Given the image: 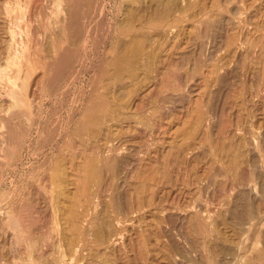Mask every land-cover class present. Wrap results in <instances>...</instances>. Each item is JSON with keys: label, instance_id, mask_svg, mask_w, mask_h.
<instances>
[{"label": "rangeland", "instance_id": "1", "mask_svg": "<svg viewBox=\"0 0 264 264\" xmlns=\"http://www.w3.org/2000/svg\"><path fill=\"white\" fill-rule=\"evenodd\" d=\"M108 1L91 24L88 46L74 43L66 70L74 76L65 92L55 93L46 72L73 36L66 0H13L12 23L5 21L0 0V65H5L7 30L13 27L17 55H23L16 64L23 68L20 74L18 66L11 68L10 75H20L17 88L25 86L23 123L28 126L25 144L11 155L12 169L4 168L0 154V204L17 198L12 208L23 215L17 207L28 197L24 182L30 167L43 164L48 173L60 165L54 207L64 239L75 236L89 195L100 190L104 197L90 230L97 229L102 244L81 263L264 264V0H190L173 18H156L140 28L138 56L115 36L119 3ZM163 21L175 25L173 36L163 32ZM122 54L128 60L119 61ZM2 86L0 116H8L20 107L9 110ZM63 145H72L71 151H61ZM90 169L94 173L88 177ZM52 212L47 208L40 215L29 236L22 233L24 226L13 231L0 221V262L21 264L29 243L41 249L45 234L52 235L42 229H54ZM54 233L47 241L58 238ZM54 249L44 255L52 258Z\"/></svg>", "mask_w": 264, "mask_h": 264}, {"label": "bare ground", "instance_id": "2", "mask_svg": "<svg viewBox=\"0 0 264 264\" xmlns=\"http://www.w3.org/2000/svg\"><path fill=\"white\" fill-rule=\"evenodd\" d=\"M3 3H2V13H3V17L5 19V21L8 23L11 21V23L13 22L12 21V18H13V0H2ZM24 1V0H23ZM26 1V0H25ZM55 1V0H54ZM105 0L101 1V0H66L65 5L67 4L66 7H68V12L67 14L69 13L68 17H69V27L72 29V33H73V36H72V39H71V42L70 44H68L66 47H64L62 50H60V52L58 53L57 56L54 55V59L51 60L52 62L49 64L48 66V70H47V81L49 83V85L51 87H53V91L55 93H58V92H65V87L67 88V80L70 78L72 74L71 71H66L67 70V67H68V64L70 62V59L73 55V53H75V48L73 47L74 43L81 40L82 41V44L81 45H85V46H88L86 45L87 42H85L87 40V35L91 34L92 32V27H91V24L93 23V21L95 20V16L99 13H102L103 12V9H105V7L107 6L106 3L107 2H104ZM108 1V0H107ZM111 1V0H110ZM194 1V0H192ZM18 2V0H17ZM16 2V4H17ZM58 2V0H57ZM109 2V1H108ZM114 2H118L119 4L118 5V14H115L118 15V19L117 21H115V23H117V27L114 29V32H115V36H117L116 34H118L119 38L118 40H122L121 44L123 45L124 48H129L131 49V52L132 54H135V56H138L139 55V40L137 39V35H138V32H140L141 30L143 29H140L144 26V24L146 23H149L151 22L153 19H162L164 20L165 18H173L175 15H177L178 13L180 12H183V10L187 9V7H189L191 1L190 0H114ZM19 3V2H18ZM26 2H23V4H25ZM59 3V2H58ZM57 3V5H58ZM110 3V2H109ZM193 3V2H192ZM115 4V3H114ZM18 5V4H17ZM54 5V4H53ZM60 5V4H59ZM27 6V5H26ZM193 6V5H192ZM17 7V6H16ZM20 7V6H19ZM22 7V6H21ZM65 7V9H67ZM23 8H25L23 6ZM19 9V8H18ZM27 10L28 7H27ZM55 10V9H54ZM16 11V9H15ZM18 11V10H17ZM16 13V12H15ZM18 13V12H17ZM25 13V12H24ZM116 13V12H115ZM1 15V14H0ZM100 15V14H99ZM17 16V15H16ZM15 16V18H16ZM21 16V15H20ZM101 16V15H100ZM114 17V16H113ZM112 17V18H113ZM22 18V17H21ZM20 18V20H21ZM24 18V17H23ZM104 18V17H103ZM18 19V18H17ZM67 19V18H66ZM115 19V18H114ZM16 20V19H15ZM20 20L18 21H14V22H19L20 23ZM25 20V18H24ZM23 20V21H24ZM27 20V19H26ZM22 21V23H23ZM98 21V20H97ZM107 22V20H105ZM110 21V20H109ZM4 22V21H3ZM28 22V21H27ZM26 22V23H27ZM164 24H161V26L163 27L164 31L166 33V35H172L173 31L175 32L174 30V24L170 23L169 21H163ZM65 23V22H64ZM97 23V22H96ZM112 23V21H111ZM6 24V23H5ZM15 24V23H14ZM13 24V25H14ZM25 24V23H24ZM153 24V23H152ZM159 24V23H158ZM19 24H17V26L15 27H20L18 26ZM67 25V24H66ZM107 25V24H106ZM110 25V24H109ZM108 25V26H109ZM139 25V26H138ZM12 26V24H11ZM27 26V24H26ZM93 26V25H92ZM146 26V25H145ZM157 26V25H155ZM154 26V27H155ZM24 27V26H23ZM63 27V26H62ZM104 27V26H103ZM7 28V27H5ZM13 28V27H12ZM12 28H9L8 27V33H9V41H8V44H7V52L5 54V65H0V84L3 83V86H2V90H5V96L8 98L9 102L8 103V107H9V110L10 107L11 108H15L17 106H19V110H14L12 109V111H8L10 112V114L8 116L4 115V116H0V154H4L2 157L3 158H6L4 159V161H2L3 165H4V168H6V170H10L12 169L11 166V161H10V158H11V155H13L17 148H19V146H22L23 144H25L26 140H27V137H26V127L23 123V118H25L26 116V110H25V97L24 96V92H23V89L22 86L19 88L17 83H16V79H18V76L20 75H16V76H12L10 75V72L12 71L11 68L15 67V66H18L16 64V61L17 59L19 58V60H23L22 57L23 55L21 54V58H20V55L18 57L17 55V49H15V41L14 38L15 35H14V31L12 30ZM21 28V27H20ZM19 28V29H20ZM65 28V27H64ZM69 28V29H70ZM97 28V27H96ZM109 28V27H107ZM111 28V27H110ZM147 28V27H146ZM149 28H153L152 26H149ZM23 28H21L20 30H22ZM68 29V30H69ZM156 30H158L157 28H155ZM162 29V30H163ZM3 30V29H2ZM16 30V28H15ZM24 30V29H23ZM61 30H63L61 28ZM66 30V29H65ZM64 30V32H65ZM110 30V29H109ZM26 31V30H24ZM28 31V29H27ZM99 31V30H97ZM154 31V29H153ZM23 32V31H22ZM91 32V33H90ZM102 32V31H100ZM113 32V33H114ZM151 32V30H150ZM157 32V31H156ZM162 32V31H160ZM5 33V32H4ZM24 33V32H23ZM109 33V32H107ZM111 33V32H110ZM142 33V32H141ZM154 33V32H152ZM1 34V33H0ZM18 34V33H17ZM103 34V32H102ZM140 34V33H139ZM143 34V33H142ZM147 36L148 35V32L146 33ZM150 34V33H149ZM156 34V33H155ZM159 34H162V33H159ZM6 35V34H5ZM8 35V34H7ZM64 35V34H63ZM109 35V34H108ZM113 35V34H112ZM153 35V34H151ZM19 36V35H18ZM101 37V35H99ZM106 36V35H105ZM120 36H125V40L120 37ZM143 36H145L143 34ZM173 36V35H172ZM8 37V36H7ZM25 37V36H24ZM90 39L92 38L91 36H89ZM107 37V36H106ZM111 37V36H110ZM141 37V35H140ZM105 38V37H104ZM147 38V37H146ZM145 38V40H147ZM7 39V38H6ZM19 40V38H17ZM142 39V38H141ZM69 40V39H68ZM96 40V39H95ZM143 40H144V37H143ZM21 41V40H20ZM97 41V40H96ZM99 42V41H98ZM116 42V41H115ZM20 43V42H18ZM16 43V44H18ZM86 43V44H85ZM103 43V42H102ZM25 44V43H24ZM53 44V43H52ZM142 45V43H140ZM20 45H22L20 43ZM56 45V44H55ZM61 45V44H60ZM79 45V44H78ZM117 45V44H116ZM120 45V44H119ZM118 45V46H119ZM140 45V46H141ZM26 46V45H25ZM77 46V45H76ZM98 46V44H97ZM115 46V45H114ZM23 47V46H22ZM30 47V46H29ZM54 47V46H53ZM58 47V46H57ZM113 47V46H112ZM4 49V48H3ZM18 49H21L20 47H18ZM23 51L25 49V47L22 48ZM55 49V48H53ZM57 49V48H56ZM84 49H86L84 47ZM119 49V48H118ZM115 50V49H114ZM20 51V50H18ZM22 51V50H21ZM20 51V52H21ZM55 51V50H54ZM19 52V53H20ZM84 52V51H83ZM82 52V54H83ZM77 53V52H76ZM85 53V52H84ZM26 55V54H25ZM85 56V55H84ZM83 56V57H84ZM18 57V58H17ZM28 57V56H27ZM51 57V56H50ZM113 57V56H112ZM111 57V58H112ZM26 58V57H25ZM127 59L128 60V57L125 55L122 54V56H120L118 58L119 61H122L123 59ZM31 59V58H30ZM116 59V58H115ZM130 59V58H129ZM1 60V59H0ZM20 60V61H21ZM26 60V59H25ZM117 60V59H116ZM115 60V61H116ZM19 61V62H20ZM31 60H29L28 62H30ZM1 62V61H0ZM26 62V61H25ZM25 62H22V64H24ZM110 62V59L106 57V60H104V63H109ZM18 63V61H17ZM1 64V63H0ZM21 64V62L19 63V65ZM27 64V63H26ZM79 64V63H78ZM98 64V63H97ZM48 65V63H47ZM95 65V64H94ZM116 65V64H115ZM4 66V67H3ZM22 66V65H21ZM30 66V65H29ZM80 66V65H79ZM131 66V65H130ZM26 67V66H25ZM28 67V66H27ZM26 67V68H27ZM97 68V66H95ZM16 68V67H15ZM23 68V66L21 67ZM21 68L18 66L17 69V73L20 74V70ZM104 65H102V70H104ZM108 68V67H107ZM30 69V68H29ZM11 70V71H10ZM25 71V69H24ZM30 71V70H29ZM73 71V70H72ZM100 71V70H99ZM14 72V71H13ZM67 72V73H66ZM104 72V71H103ZM16 73V74H17ZM23 73V69H22V72ZM27 73V71L25 72ZM30 73V72H28ZM24 74V73H23ZM22 74V75H23ZM95 74V73H94ZM102 74V73H101ZM77 75V74H76ZM103 75V74H102ZM101 75V76H102ZM45 76V75H44ZM74 76V75H73ZM100 76V75H99ZM23 77V76H22ZM21 78V77H20ZM28 78H29V74H28ZM27 78V80H28ZM73 78V77H71ZM98 78V77H96ZM101 78V77H100ZM71 80V79H70ZM73 80V79H72ZM93 80V79H92ZM95 81V80H94ZM93 81V82H94ZM100 81V80H99ZM20 82V81H19ZM22 84V83H21ZM26 84V82H25ZM92 84V83H91ZM99 84V83H98ZM93 85V84H92ZM25 86H23L24 88ZM91 88V87H90ZM93 88V87H92ZM46 90V89H45ZM95 90V89H94ZM86 91V90H85ZM27 93V92H26ZM54 93V94H55ZM88 94V93H87ZM61 95V94H60ZM59 95V96H60ZM79 95H82L79 94ZM98 95V94H97ZM87 96V95H86ZM90 96V95H89ZM5 97V98H6ZM55 97V96H54ZM56 97H57V94H56ZM84 97V96H83ZM82 97V98H83ZM97 97V96H96ZM81 98V99H82ZM76 99V98H75ZM85 99V98H84ZM100 99V98H99ZM7 100V99H5ZM4 100V101H5ZM51 100V98H50ZM49 100V101H50ZM55 100V99H53ZM59 100V99H58ZM28 101V100H27ZM71 101V100H70ZM72 101H74V99H72ZM78 101V100H77ZM92 101V100H91ZM106 101V100H104ZM6 102V101H5ZM29 102V101H28ZM67 102V100H66ZM102 102V101H101ZM54 102H52L53 104ZM71 103V102H70ZM99 103V102H98ZM104 103V102H103ZM2 104V103H1ZM5 104V103H4ZM27 104V103H26ZM33 104V103H32ZM37 104V103H36ZM62 104V103H61ZM73 104V102H72ZM70 104V105H72ZM80 104H81V101H80ZM106 104V103H105ZM108 104H109V101H108ZM3 105V104H2ZM7 105V104H6ZM29 105V103L27 104V106ZM95 105V104H94ZM100 105V104H98ZM103 105V104H102ZM34 106V105H33ZM54 106V105H53ZM8 107H7V110H8ZM37 107V106H36ZM56 107V106H55ZM62 107V106H61ZM86 107V106H85ZM91 107V105H90ZM38 108V107H37ZM36 108V109H37ZM41 108V107H40ZM53 108V107H52ZM71 108V107H69ZM80 108V107H79ZM112 108V107H111ZM1 109V108H0ZM30 109H32V107L30 108V105H29V111ZM42 109V108H41ZM84 110V108H82ZM93 109V108H92ZM5 110V109H4ZM6 110V111H7ZM34 110V109H33ZM39 110V109H37ZM36 110V111H37ZM71 111V109H69ZM79 110V109H78ZM86 110V109H85ZM94 110V109H93ZM114 110V108H113ZM91 111V110H90ZM104 111V110H103ZM35 112V111H34ZM33 112V114H35ZM41 111H39L40 113ZM54 112V111H53ZM59 112V110H58ZM61 112H62V109H61ZM80 112V110H79ZM84 112V111H83ZM82 112V113H83ZM31 113V112H30ZM29 113V114H30ZM55 113V112H54ZM90 112H88L89 114ZM2 114V112H1ZM32 114V113H31ZM30 114V115H31ZM38 114V113H37ZM59 114V113H58ZM81 114V113H80ZM52 115V114H51ZM28 116V115H27ZM33 116V115H31ZM40 116H42L40 114ZM53 116V115H52ZM56 116V115H55ZM72 116V114H71ZM81 116V115H79ZM29 117V116H28ZM45 117V116H44ZM59 117V116H58ZM82 117V116H81ZM113 117V116H112ZM32 118V117H31ZM35 118V117H34ZM39 118V117H38ZM51 118V117H50ZM53 118V117H52ZM55 118V117H54ZM31 120V119H29ZM36 120V119H35ZM52 120V119H51ZM50 120V121H51ZM58 120V119H57ZM27 121L26 124L28 123V120H25ZM45 121H47V119H45ZM68 121V120H67ZM48 122V121H47ZM39 123V122H37ZM83 123V122H82ZM81 123V124H82ZM29 124V123H28ZM31 124V123H30ZM50 124V123H49ZM65 124V123H64ZM86 124V123H85ZM48 125V124H47ZM68 125V124H67ZM32 126V124H31ZM84 126V125H83ZM36 130V129H35ZM47 130V129H46ZM35 132V131H34ZM42 132V131H41ZM58 132H59V129H58ZM33 133V132H32ZM31 133V134H32ZM42 134V133H41ZM50 135V133H48ZM29 135V134H28ZM37 135V134H36ZM30 136V135H29ZM35 136V135H34ZM52 137V136H51ZM29 138V137H28ZM36 138V137H35ZM50 138V136L48 137ZM59 138V136H58ZM115 138V137H114ZM31 139V138H30ZM56 139V138H55ZM117 139V138H116ZM108 140V139H107ZM112 140V139H111ZM120 140V139H119ZM122 140V139H121ZM30 141V140H29ZM36 141V140H35ZM44 141V140H43ZM39 142V141H38ZM51 142V141H50ZM62 143V142H61ZM104 143V142H103ZM109 143V142H107ZM38 144V143H37ZM105 144V143H104ZM110 144V143H109ZM113 144V143H112ZM28 145V144H27ZM43 145V144H42ZM48 145V144H47ZM60 145V144H58ZM79 145V144H78ZM86 145V144H84ZM90 146H92V144H88ZM88 149L90 148V146H88ZM25 146V145H24ZM64 146V145H63ZM68 146V145H66ZM64 146L63 149H61V151H71V148H72V145H70V149L69 147H66ZM106 146V144H105ZM27 147V146H26ZM83 147V146H82ZM86 147V146H85ZM93 147V146H92ZM95 147V146H94ZM93 147V148H94ZM59 148V147H58ZM110 148V147H109ZM21 149V148H20ZM81 148H78V146H76L74 148L75 151H81L80 150ZM107 149V148H106ZM112 149V148H111ZM32 150L33 153H35L37 150H43V147H35L33 149H30ZM54 150V149H53ZM83 150V149H82ZM86 149H84L85 151ZM91 150V149H90ZM89 150V151H90ZM96 150V149H95ZM105 150V149H104ZM121 150V149H120ZM28 151V150H27ZM60 151V152H61ZM74 151V152H75ZM112 151V150H111ZM48 152V151H47ZM82 152V151H81ZM109 152V150H108ZM120 152V151H119ZM38 153V152H37ZM66 153V152H64ZM1 154V155H2ZM59 154V153H58ZM62 153H60L61 155ZM70 154V153H69ZM74 154V153H73ZM72 154V155H73ZM75 154H77L75 152ZM91 154V153H90ZM30 155V154H29ZM88 155V154H87ZM95 155V154H94ZM34 156V155H33ZM36 156V155H35ZM57 156V155H56ZM59 156V155H58ZM65 156V155H64ZM80 156V155H79ZM91 156V155H89ZM112 156V155H111ZM67 157V156H66ZM74 157V155H73ZM2 158V159H3ZM36 158V157H35ZM20 159V158H18ZM67 159V158H65ZM1 160V158H0ZM60 160V159H59ZM69 160V159H68ZM99 160V159H98ZM103 160V159H102ZM42 161H43V157H42ZM54 159H53V163H54ZM71 161V160H70ZM49 162V161H48ZM102 162V161H101ZM18 163V162H17ZM20 163V161H19ZM64 163V162H62ZM51 164V163H50ZM53 165V164H52ZM90 165L92 166V163H90ZM22 167V165H20ZM48 166V165H47ZM54 166V165H53ZM61 166L59 165H55L52 169H51V172H48V173H45V169H43V164H39V165H32V167H30L29 169V173L27 175V178L24 182L26 188H27V191H28V197L25 201L23 202H19V207H17L19 210H24V213L23 215L22 212H15V210L12 208L13 204H15L16 202H18L17 198H13L11 201H9L7 203V205L5 207H2V205L0 204V221H4L5 219V223H7L8 227H13L12 230L14 228H17L19 225L20 227L19 230L24 226L25 229H21L22 233L25 232L24 234L29 236L30 235V232L32 230L30 229H33L31 227H34V226H37L36 224H38V222H41L42 218H41V214L44 213V211L49 208V209H52L53 210V216H55V218L52 220V223L54 224L53 227V231H56V234L53 232V231H48V230H43L42 228V231H45L44 233L48 232V233H54V235L58 236V238H54L52 237L51 241H47V237H50L51 236H48V234H45L46 235V238L43 239L45 240L44 244L42 243V248L41 249H35V248H32L34 247L33 244L29 243V245L27 246L26 250H25V253L26 256L25 258H22V262L21 264H84L86 261V259H89L91 256H90V251L92 250L93 247H98L97 245H100L101 243V240H100V236L98 235V231L96 229V232H91L90 230H92V228H94V225L96 224L95 221V215H98V213L101 212V208H102V200L104 201V197L100 196L99 192H95V193H92V191L90 193H92V195H89L91 197H89L87 200V205L86 207L84 208L85 210L87 209L88 211L85 213L84 211V214H82L81 216V220L79 221V223L77 224V231H76V234L74 237L70 238V239H67V238H63L62 236V233H61V228H60V224L58 223L57 219V213H56V209L54 207L55 205V202L57 200H55L57 198V196L59 195V187L61 185H59V181L61 182V178H60V171ZM3 168V166H2ZM24 168V167H23ZM16 169V168H15ZM14 169V171H15ZM50 169V168H49ZM13 171V170H12ZM98 171V170H97ZM101 171V170H100ZM99 171V172H100ZM25 172V171H24ZM92 169L88 170V177L91 175L92 173ZM8 173V172H7ZM10 173V171H9ZM27 173V172H26ZM94 173V172H93ZM97 174V173H95ZM4 175V174H3ZM6 179V177H4ZM10 178V177H9ZM23 178V177H22ZM92 178V176H91ZM90 178V179H91ZM94 178V177H93ZM92 178V179H93ZM3 179V178H2ZM1 179V181H2ZM13 181V180H12ZM11 187V186H10ZM14 187V185H13ZM55 190V191H54ZM106 190V189H105ZM48 192V195H46V193ZM54 192V193H53ZM103 193V192H102ZM55 194V195H54ZM11 195V194H10ZM9 195V197H10ZM102 195V194H101ZM2 196V195H1ZM8 196V195H7ZM18 196V195H17ZM105 196V194H104ZM23 198V196H22ZM55 198V199H54ZM85 198V197H84ZM96 198H100L101 200L99 199H96ZM96 199V200H95ZM20 200V198H19ZM24 200V199H23ZM5 201V200H4ZM85 201V199H84ZM1 203V202H0ZM86 203V202H85ZM105 205V204H104ZM85 206V205H84ZM83 206V207H84ZM46 207V208H45ZM107 208V207H106ZM104 209V208H103ZM83 210V209H82ZM105 211V210H104ZM21 213V214H20ZM80 213V212H79ZM78 213V214H79ZM107 213V212H106ZM72 216V215H71ZM104 216V215H103ZM107 216V215H106ZM109 216V215H108ZM77 217V215H76ZM99 217V216H98ZM51 218V217H50ZM57 218V219H56ZM66 218V217H65ZM75 218V217H74ZM79 218V217H78ZM101 218V216H100ZM105 217H103L104 219ZM46 220V219H45ZM49 220V222L51 223V221ZM75 220V219H74ZM73 220V221H74ZM44 221V220H43ZM48 221V220H47ZM72 221V223H73ZM78 221V220H77ZM76 221V222H77ZM107 221V219H106ZM22 222L25 223L22 224ZM48 222V223H49ZM47 223V222H46ZM101 223V224H100ZM45 224V223H43ZM97 224H100L99 227H101V225H103L102 222L98 221ZM105 224V223H104ZM50 225V224H49ZM71 225H75L74 224H71ZM107 225V224H106ZM39 227H41V223L38 225ZM44 227H47L46 224L43 225ZM42 226V227H43ZM76 226V225H75ZM50 227V226H49ZM52 227V225H51ZM37 228V227H36ZM35 228V229H36ZM106 228V227H105ZM34 229V230H35ZM45 229V228H44ZM49 229V228H47ZM51 229V228H50ZM39 230V228H38ZM71 230V229H70ZM14 231V230H13ZM93 231V230H92ZM19 232V231H18ZM102 232V231H101ZM16 233V232H15ZM36 233V232H35ZM38 233V232H37ZM73 233L74 230H73ZM17 234V233H16ZM19 236L21 234V232L18 233ZM17 234V235H18ZM22 234V239H23V235ZM32 234V233H31ZM39 234V233H38ZM42 234V233H41ZM104 234V233H103ZM24 235V236H25ZM44 234L41 235V236H45ZM50 235V234H49ZM69 235V234H68ZM72 235V234H71ZM26 236V240L27 238H30V237H27ZM55 236V237H56ZM115 236V235H114ZM19 237V238H20ZM35 237V236H34ZM40 237V236H39ZM70 237V236H69ZM68 237V238H69ZM16 238H18V236H16ZM25 238V237H24ZM49 238V239H50ZM106 238V237H105ZM18 241L19 242H23L25 239H23V241ZM48 239V240H49ZM18 240V239H17ZM40 241V240H39ZM35 243V242H34ZM37 243V242H36ZM20 244V243H19ZM24 244V242H23ZM28 244V243H27ZM102 244V243H101ZM33 245V246H32ZM37 245V244H36ZM39 245V244H38ZM37 245V246H38ZM41 245V244H40ZM25 246V245H24ZM56 247V249H54L55 251V255H51L52 258H47V257L44 255L45 251L50 249L51 247ZM40 247V246H39ZM38 247V248H39ZM25 248V247H24ZM53 249V248H52ZM37 250L39 251V253L37 252ZM36 251V252H35ZM35 253L37 254V257L39 258H36L35 257ZM43 253L44 257L46 258H40L42 255L41 254ZM97 253V252H96ZM95 256V255H94ZM85 259V260H84ZM95 259V258H94ZM85 262H84V261ZM98 260V259H97ZM81 261H83L84 263H81ZM90 261V260H89ZM92 261V260H91ZM88 262V261H87ZM96 262V261H95ZM0 264H8L7 262H0ZM90 264V263H89Z\"/></svg>", "mask_w": 264, "mask_h": 264}]
</instances>
